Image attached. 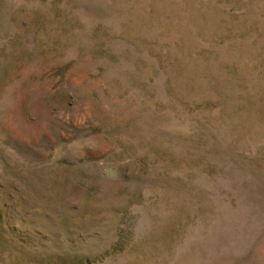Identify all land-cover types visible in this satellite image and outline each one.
<instances>
[{
  "label": "rangeland",
  "instance_id": "rangeland-1",
  "mask_svg": "<svg viewBox=\"0 0 264 264\" xmlns=\"http://www.w3.org/2000/svg\"><path fill=\"white\" fill-rule=\"evenodd\" d=\"M0 264H264V0H0Z\"/></svg>",
  "mask_w": 264,
  "mask_h": 264
}]
</instances>
